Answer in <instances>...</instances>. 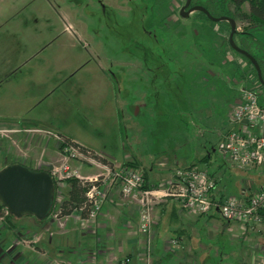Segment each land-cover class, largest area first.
<instances>
[{
  "label": "rangeland",
  "instance_id": "374dc122",
  "mask_svg": "<svg viewBox=\"0 0 264 264\" xmlns=\"http://www.w3.org/2000/svg\"><path fill=\"white\" fill-rule=\"evenodd\" d=\"M195 1L217 10L221 3L225 13L217 12L233 20L240 33L235 45L264 70V26L246 19L247 4L236 9L230 0H215L214 6L208 0ZM184 2L0 0V129L18 131L0 134V169L4 162L40 158L42 145L18 154L13 141V134L22 133L48 138L32 128L68 137L119 160L123 143L132 147L136 141L145 142L142 149L147 152L155 139L192 164L206 138L212 140L205 132L209 120L228 121L229 102L239 99L242 87L250 86L248 77L255 78V69L230 49L227 23L211 24L196 12L181 18ZM227 50L237 74L224 57ZM256 91L264 97V88L256 86ZM155 112L160 117H154ZM138 124L148 131L146 135L136 129ZM55 150L45 151L50 159L40 160L37 171L62 165L57 146ZM222 163L218 154H212L209 170ZM32 164L25 166L34 171ZM224 166L234 179L244 178L238 169ZM68 167L83 177L103 173L79 160L68 161ZM66 189L60 191L64 198ZM56 207L42 221L0 215V264H126V257L107 248L101 251L95 241L100 212L74 223L55 218ZM186 219L188 236L168 237L166 242L174 241L175 246L165 247L171 259L165 264H264V225L243 233L237 223L225 227L223 220L211 215ZM73 233L86 236L73 240ZM152 248L153 244L149 257L143 250L132 263L159 264Z\"/></svg>",
  "mask_w": 264,
  "mask_h": 264
},
{
  "label": "built area",
  "instance_id": "2783aa9c",
  "mask_svg": "<svg viewBox=\"0 0 264 264\" xmlns=\"http://www.w3.org/2000/svg\"><path fill=\"white\" fill-rule=\"evenodd\" d=\"M239 64L244 67L240 62ZM249 75L248 71L246 76ZM248 81L250 86L242 87L239 91V99L228 117L230 129L216 145L215 153L230 168L264 176V97L261 98L256 91V86L262 87L257 77L251 78L250 75ZM15 132L18 133L16 129H0L2 135ZM32 132L44 133L48 138H53L64 161L58 167L50 165L47 171L56 185L55 218H59L58 207L65 199L60 191L67 188L68 179L76 178L89 184L85 194L89 212L83 220L93 219L111 193L117 192L135 208L139 218L138 231L143 237V250L147 257L151 254L154 225L158 220L155 213L168 200L174 201L180 211L187 215H216L227 224L237 223L243 233L264 225V185L256 186L247 180L243 183L239 196L214 198L215 179L205 169L192 166L175 170L168 181L156 187L145 188L142 170L125 164H103L89 152L82 151L59 135H50L41 130ZM70 160L99 167L103 173L89 177L80 176L78 171L68 167ZM4 213L7 214V211ZM78 215L80 217L79 213ZM166 246L174 247L175 242H166Z\"/></svg>",
  "mask_w": 264,
  "mask_h": 264
},
{
  "label": "crops",
  "instance_id": "0c3cea01",
  "mask_svg": "<svg viewBox=\"0 0 264 264\" xmlns=\"http://www.w3.org/2000/svg\"><path fill=\"white\" fill-rule=\"evenodd\" d=\"M215 30V29H214ZM228 53V50L225 52L224 57L226 56L229 60V63L233 64V72L235 74L236 71L234 69V63L231 60V57ZM240 60L238 59V66ZM241 68H244L240 66ZM101 85L104 87L105 79H100ZM243 79L240 78V82H242ZM237 99H235L233 102H229L228 106V115H230L232 108L237 103ZM145 108V107H144ZM190 110H192L190 108ZM198 114H200V111L197 110ZM160 113L155 112V116H159ZM212 114L214 113L211 110L210 117H212ZM205 120V119H204ZM228 120V116H227ZM208 121V120H205ZM210 123H208L207 130L205 132H209L208 134L211 135L212 140H206L204 141V144L201 145V151L200 156L196 157L192 164H186L184 162V156L180 155V158L176 156L175 154H171L164 148L162 143L156 142L154 139L151 140V143H148V145H151V147L148 146L147 152H144L142 149L144 145H146L145 142H139L136 141L134 146L131 147V145H126V143H123L124 146L121 147L122 151V157L121 160L118 158H115V156H111L110 154H107L105 152L96 150L94 148L81 146L78 143H76L74 140L59 135L63 138L69 139L71 142L75 143L76 145L83 147L85 149H88L92 152H94L96 155H98L103 160L113 163L116 165L120 164H128L129 167H132L134 169L142 170L144 173V180L145 185L148 188L156 187L157 185L164 183L168 181L174 174L175 170L177 169H186L192 166H195L199 169H205L207 174H209L211 177H213L216 181V187L215 191L213 192L214 198H227L230 196H239L240 190L243 186V183L247 180L252 181L256 186L264 185V176L261 174H254V173H248L240 171V176L244 178H239V180L234 179V177L230 176L232 172L226 173L224 163L221 165H217L215 170H209L211 167V158L212 154L215 153V147L220 142V140L223 138V136L228 132L230 129V125L228 124V121L222 120L220 123L214 122L212 123L211 120H209ZM136 129L138 128L139 131L143 133L145 131V135L148 132L146 129L142 130V127L138 124L135 125ZM11 129H15V127H12ZM36 130L46 131L42 129L32 128ZM137 130V131H138ZM155 130V128H154ZM198 133L202 134V131L199 130ZM14 144L17 148L18 154H21V152L24 150H27L28 148H32L34 146L40 147L41 145L43 148L41 151H43L40 158L35 159L33 161L31 160H24L23 162L20 160L13 162L14 164H19L24 167L27 162H31L32 167L34 171L39 170L40 160H48L50 159L49 155L45 154V151H49L50 149L53 151H56V141L52 138H46L39 134H18L14 135ZM157 144V145H156ZM159 144V145H158ZM176 149V147H174ZM128 149V150H126ZM135 149H139L138 151H135ZM185 159L188 158V155L185 153ZM183 161V163H182ZM195 162V163H194ZM25 163V164H21ZM11 163L4 162L2 164V168L7 165H11ZM30 165V164H29ZM31 166V165H30ZM70 167H72L70 165ZM221 168H223V171H219ZM72 169V168H71ZM79 172V171H78ZM94 175V174H93ZM92 176V175H90ZM233 178V179H232ZM234 182H233V181ZM117 194V193H116ZM115 194V192L111 193L110 198L103 204L100 215L97 219V236L95 238V241H97L98 246L103 248L101 251H105V249H111L113 250V254L117 257H126V264H133L132 261L138 257V254L140 252H143V248L141 249V245H143V239L138 233V217L135 209L130 208L127 205V202L122 197H118ZM156 218L158 219L154 225V238H153V248H152V255L153 257L158 261L159 264H165L166 262H169L171 259L166 254V241L169 238L177 237V239H182V237L188 236V232L185 229L186 218H191L190 215H187L180 211L179 206L172 200L166 201L164 204H162L159 209L155 213ZM194 217V216H192ZM201 217V216H200ZM209 217V216H206ZM211 217H217L216 215ZM68 220H71L72 222L76 223L78 219L80 218L78 213H73L71 216L67 217ZM218 218V217H217ZM224 223V222H223ZM224 226V224H223ZM228 227V224H227ZM69 236V235H68ZM75 236H79L80 238L85 237V233H81V235H77V233H73V235H70V239H75ZM59 235L56 237L51 238L50 243H54L59 238ZM78 238V237H77ZM139 245V246H138ZM109 250V251H111ZM165 253V254H164ZM168 256V257H166ZM133 259V260H132Z\"/></svg>",
  "mask_w": 264,
  "mask_h": 264
},
{
  "label": "water",
  "instance_id": "95a60500",
  "mask_svg": "<svg viewBox=\"0 0 264 264\" xmlns=\"http://www.w3.org/2000/svg\"><path fill=\"white\" fill-rule=\"evenodd\" d=\"M190 4L191 0H185L179 10V16L186 18L189 13L201 12L212 23L227 22L230 26V49L249 61L255 69L258 82L264 87V80L255 59L235 45L233 37L237 32L234 21L228 17H212L203 7H190ZM53 195V181L46 172L32 171L19 164L7 165L0 169V205L15 218L28 216L43 220L50 211Z\"/></svg>",
  "mask_w": 264,
  "mask_h": 264
},
{
  "label": "trees",
  "instance_id": "16d2710c",
  "mask_svg": "<svg viewBox=\"0 0 264 264\" xmlns=\"http://www.w3.org/2000/svg\"><path fill=\"white\" fill-rule=\"evenodd\" d=\"M215 0H208V2L211 5H215L214 4ZM230 2L233 4V6L238 9L239 7H241L242 4L246 3L248 5V14L246 15V19L250 22V23H254V24H260L264 26V0H230ZM191 5H198L197 2L195 0H191ZM199 6L203 7L205 10H207V12L215 18H219L222 17L223 14L218 13L217 11H221L225 13V9L224 6L220 3L218 10L216 9V7H210V5L207 4H199ZM197 16H201L204 19H206V22H209L211 24H213L211 21H209L207 19V17L202 14V13H197ZM217 24H221V23H217ZM229 28V27H228ZM237 34V33H236ZM235 38V36L233 37V39ZM237 54V53H236ZM238 56H240L242 59H244L245 61H247L249 63V61L244 58L243 56L237 54ZM250 64V63H249ZM258 66L260 69V73L262 76V79L264 80V70L261 67V65L258 62ZM254 76L256 77V74L254 72ZM264 88V87H262ZM67 142L74 144L75 146L79 147L82 151L84 152H89L91 155H93L94 158L98 159L101 163L103 164H111L105 160H103L102 158H100L98 155H95L94 152L89 151L83 147H80L78 145H76L75 143L71 142L69 139L64 138ZM126 166H129L128 164H125ZM38 172V171H37ZM45 172V171H44ZM47 173V172H46ZM66 185H67V189H66V197L65 199L61 202V204L58 207V211H59V218H65V217H69L71 216L73 213H79L81 219H85L87 217V214L89 212V205L87 204V199L85 197V194L87 192L88 183H85L83 181H80L76 178H71L66 180ZM145 188H148L145 185ZM53 201L51 204V208L49 213L47 214V216L44 218H48V216L50 215L51 211L53 209H55V198H56V185H55V181L53 180ZM5 212V210L2 208V206L0 205V215H2ZM215 216V215H213ZM7 217H12L14 219H16L15 217H13L12 215H10L9 213H7ZM43 219V220H44ZM37 220V219H36ZM39 221V220H37ZM42 221V220H40ZM224 226L227 227V223L224 222ZM177 239V237H175Z\"/></svg>",
  "mask_w": 264,
  "mask_h": 264
},
{
  "label": "flooded vegetation",
  "instance_id": "af4514ba",
  "mask_svg": "<svg viewBox=\"0 0 264 264\" xmlns=\"http://www.w3.org/2000/svg\"><path fill=\"white\" fill-rule=\"evenodd\" d=\"M185 3V2H184ZM194 6H198V5H191L190 4V7H194ZM193 13H195V12H193ZM196 13H201V12H196ZM222 17H224V16H222ZM220 23H227V22H225V21H222V22H220ZM228 24V23H227ZM229 25V24H228ZM230 27V26H229ZM235 35H240V33H237V34H235ZM234 35V36H235ZM234 40V39H233Z\"/></svg>",
  "mask_w": 264,
  "mask_h": 264
}]
</instances>
